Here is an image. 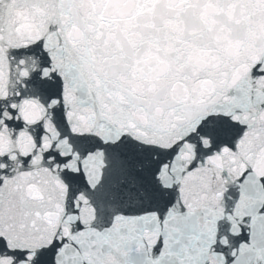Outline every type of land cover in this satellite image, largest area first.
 Wrapping results in <instances>:
<instances>
[{
	"label": "snow or ice",
	"instance_id": "1",
	"mask_svg": "<svg viewBox=\"0 0 264 264\" xmlns=\"http://www.w3.org/2000/svg\"><path fill=\"white\" fill-rule=\"evenodd\" d=\"M0 264H264V0H0Z\"/></svg>",
	"mask_w": 264,
	"mask_h": 264
}]
</instances>
